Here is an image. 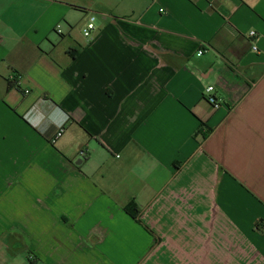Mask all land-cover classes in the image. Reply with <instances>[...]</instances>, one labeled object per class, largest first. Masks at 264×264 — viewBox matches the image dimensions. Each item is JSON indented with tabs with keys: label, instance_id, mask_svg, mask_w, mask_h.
<instances>
[{
	"label": "crops",
	"instance_id": "1",
	"mask_svg": "<svg viewBox=\"0 0 264 264\" xmlns=\"http://www.w3.org/2000/svg\"><path fill=\"white\" fill-rule=\"evenodd\" d=\"M0 264H264V0H0Z\"/></svg>",
	"mask_w": 264,
	"mask_h": 264
},
{
	"label": "built area",
	"instance_id": "2",
	"mask_svg": "<svg viewBox=\"0 0 264 264\" xmlns=\"http://www.w3.org/2000/svg\"><path fill=\"white\" fill-rule=\"evenodd\" d=\"M94 20L95 17L94 16H90L87 23L85 24V27L83 29V36L85 37H89L91 32L94 30ZM57 33H60L59 28L57 27ZM255 35V32L251 31L249 32V36L253 37ZM252 50H256V48L254 46H252ZM202 50H198L197 51V55L200 56L202 54ZM212 91H213V87H208L206 89V92L209 93L208 98H206L207 102L213 107V108H218L219 104H217L216 99L214 98V96H212ZM62 134V129H59V131L53 136V138L50 140V143L53 144L55 143V141L61 136Z\"/></svg>",
	"mask_w": 264,
	"mask_h": 264
},
{
	"label": "trees",
	"instance_id": "3",
	"mask_svg": "<svg viewBox=\"0 0 264 264\" xmlns=\"http://www.w3.org/2000/svg\"><path fill=\"white\" fill-rule=\"evenodd\" d=\"M73 52L75 51L76 52V50H72ZM70 52L71 51H69L68 53L70 54ZM76 55H72L71 54V58H74ZM12 83H14V82H12ZM12 83L10 82L9 83V87L12 85ZM202 125V124H201ZM211 132V129L210 128H208L206 131H205V133H202V135H201V137L204 139V138H206L207 137V135L209 134ZM125 211H126V213L132 218V219H137V217H138V210H137V208L135 207V205L133 204V203H129L126 207H125ZM263 225V223L260 221V220H258V221H256L255 223H254V229L256 230V231H258V230H260V226H262Z\"/></svg>",
	"mask_w": 264,
	"mask_h": 264
},
{
	"label": "rangeland",
	"instance_id": "4",
	"mask_svg": "<svg viewBox=\"0 0 264 264\" xmlns=\"http://www.w3.org/2000/svg\"><path fill=\"white\" fill-rule=\"evenodd\" d=\"M62 26V25H61ZM56 35V34H55ZM81 35H82V32H81ZM57 36V35H56Z\"/></svg>",
	"mask_w": 264,
	"mask_h": 264
}]
</instances>
